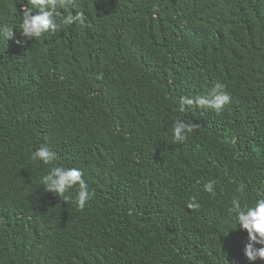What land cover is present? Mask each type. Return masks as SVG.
I'll return each instance as SVG.
<instances>
[{
  "label": "trees",
  "instance_id": "16d2710c",
  "mask_svg": "<svg viewBox=\"0 0 264 264\" xmlns=\"http://www.w3.org/2000/svg\"><path fill=\"white\" fill-rule=\"evenodd\" d=\"M26 2L0 0V24L19 31ZM71 10L87 26L23 47L18 32L0 38V264H249L228 208L237 183L244 201L264 185V0ZM217 82L232 97L220 114L178 111ZM177 118L199 125L183 144ZM44 143L84 172L95 195L83 209L40 188L50 166L30 157ZM193 195L201 206L188 210Z\"/></svg>",
  "mask_w": 264,
  "mask_h": 264
},
{
  "label": "clouds",
  "instance_id": "9594fccd",
  "mask_svg": "<svg viewBox=\"0 0 264 264\" xmlns=\"http://www.w3.org/2000/svg\"><path fill=\"white\" fill-rule=\"evenodd\" d=\"M76 0H27L20 6L19 31L11 24H0V38L7 41L15 38L18 32L21 39L15 42L21 47L29 41H36L45 35L60 31L72 25L87 26V18L81 11H73ZM158 10L159 5L154 6ZM97 81L104 80V74L95 75ZM232 97L226 90V85L217 82L210 92L205 95H186L179 97L178 111L194 113L196 111H214L220 114L230 105ZM199 128L191 120L175 119L172 121V136L176 144L188 141ZM31 160L42 165L50 166L49 170L39 177L40 188L45 193H53L59 197L65 196L72 200L80 209L95 195L85 179L84 172L78 167H66L56 163L57 153L47 143L41 144L31 154ZM75 190L74 195H71ZM203 191L211 196L217 194V181L208 179L203 183ZM248 186L237 183L234 195L230 200L228 211L235 216V223L240 231L247 234V242L243 247V256L249 264L264 261V185L257 190L254 200L244 201ZM200 202L195 195L188 198L186 209L200 208Z\"/></svg>",
  "mask_w": 264,
  "mask_h": 264
}]
</instances>
